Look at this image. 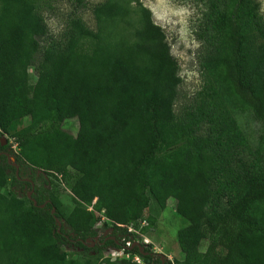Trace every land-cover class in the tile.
<instances>
[{
    "label": "trees",
    "instance_id": "obj_1",
    "mask_svg": "<svg viewBox=\"0 0 264 264\" xmlns=\"http://www.w3.org/2000/svg\"><path fill=\"white\" fill-rule=\"evenodd\" d=\"M39 9V0H0V137L23 124L13 134L18 153L0 144V264H116L102 259L113 241L83 244L96 234L94 212L121 234L117 224L145 220V234L156 222L143 217L151 200L162 209L170 198L187 224L178 235L184 264H264V177L241 161L233 123L201 136L203 117L174 122L178 66L150 10L104 0L92 10L94 30L73 16L62 43L42 45ZM260 20L254 0H222L206 27L211 39L227 36L222 82L264 124V41L250 33L264 39ZM66 119L76 134L62 129ZM18 168L42 171L39 187ZM61 182L74 204L67 214L54 191ZM25 188L33 194L19 197ZM147 252L146 264H172Z\"/></svg>",
    "mask_w": 264,
    "mask_h": 264
},
{
    "label": "rangeland",
    "instance_id": "obj_2",
    "mask_svg": "<svg viewBox=\"0 0 264 264\" xmlns=\"http://www.w3.org/2000/svg\"><path fill=\"white\" fill-rule=\"evenodd\" d=\"M104 0H84V8H77L74 0H39L40 13L45 20L48 35L41 44L49 42H63L68 20L77 16L82 19L89 29H95V21L92 10ZM143 6L151 12L154 24L159 26L169 46L170 54L175 59L180 83L176 89V98L173 104L174 122L181 124L188 114L203 117L199 134L205 136L208 130H213L220 124L233 123L237 137L241 139V151H238L241 161L248 166L247 170L254 179L264 177V124L253 111L227 89L222 82V60L227 52V36L219 35L211 39L216 33L210 26L212 3L221 4L222 0H139ZM258 5V15L264 22V0H254ZM228 2V0H226ZM209 23V24H208ZM253 38L261 43L264 39L255 32H250ZM39 59L37 55L36 61ZM31 83L35 80L34 70H30ZM62 129L76 134L78 124L75 119H66L62 122ZM23 125V124H22ZM21 125V126H22ZM21 126H13L9 133L1 135L0 139L6 144L15 147L14 132ZM18 175L24 179H33L32 184L36 188L42 183L40 170L18 168ZM46 177V176H45ZM56 192L62 210L69 213L74 204L69 186L62 182L54 190ZM19 197L33 194L32 188L23 191L16 190ZM226 200V199H223ZM94 203V201H93ZM226 207L227 205H223ZM92 212V207L87 208ZM96 220L94 227L98 230L103 227V233H111L112 221L105 220L101 224L103 212H94ZM153 216L155 225L147 233L143 234L150 242L148 249L159 257L173 262L184 264V254L179 246L178 235L186 228V222L178 213V202L175 199H167L164 208H160L155 201L151 200L150 206L145 210L143 217ZM106 218V217H105ZM105 227V228H104ZM115 231V230H114ZM69 248V247H68ZM72 253V250H69ZM102 259L103 258L102 255ZM116 264L129 262L119 260L113 256ZM107 260V259H106ZM150 264H156L152 262Z\"/></svg>",
    "mask_w": 264,
    "mask_h": 264
},
{
    "label": "built area",
    "instance_id": "obj_3",
    "mask_svg": "<svg viewBox=\"0 0 264 264\" xmlns=\"http://www.w3.org/2000/svg\"><path fill=\"white\" fill-rule=\"evenodd\" d=\"M0 144L6 145L5 140L0 139ZM12 149L15 150V147ZM7 161L12 166H16L15 163V157L12 154L6 155ZM28 197H30L28 193ZM100 218L98 219V221ZM108 220L105 217H101V224L104 225V221ZM147 223L145 220H143L140 224V227L138 229L133 228L132 226H126L117 224L116 226L118 228H122L126 230L125 234H121L118 230H115L113 227H111L113 230L111 233H103V227L101 228L99 226L98 230H96V234L92 236H88L84 239L83 244L88 248H94L95 246H100L101 242L103 240H111L113 241V246H108L102 251L103 258H106L110 261H112L113 256L116 258H119V260H130L135 264H146L141 256L148 255L147 247L150 243L147 238L144 237L143 233L141 232V228L146 226ZM105 228V227H104ZM115 230V231H114ZM70 237L73 238L74 234L70 233ZM63 249H68L66 244H64ZM150 258L152 260L159 259L160 261H164V257H159L155 255L154 253H150ZM169 261V260H168ZM171 262V261H170ZM173 264V262H171Z\"/></svg>",
    "mask_w": 264,
    "mask_h": 264
},
{
    "label": "water",
    "instance_id": "obj_4",
    "mask_svg": "<svg viewBox=\"0 0 264 264\" xmlns=\"http://www.w3.org/2000/svg\"><path fill=\"white\" fill-rule=\"evenodd\" d=\"M41 207H43V206H41ZM53 212V211H52ZM162 262H163V260H162Z\"/></svg>",
    "mask_w": 264,
    "mask_h": 264
}]
</instances>
